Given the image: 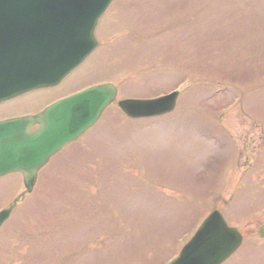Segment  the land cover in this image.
<instances>
[{
  "label": "rangeland",
  "instance_id": "rangeland-1",
  "mask_svg": "<svg viewBox=\"0 0 264 264\" xmlns=\"http://www.w3.org/2000/svg\"><path fill=\"white\" fill-rule=\"evenodd\" d=\"M94 34L52 90L111 82L117 96L23 198L20 175L0 179V209L16 199L0 264H165L213 209L243 236L223 264H264V0H112ZM173 89L161 117L116 105Z\"/></svg>",
  "mask_w": 264,
  "mask_h": 264
},
{
  "label": "water",
  "instance_id": "water-1",
  "mask_svg": "<svg viewBox=\"0 0 264 264\" xmlns=\"http://www.w3.org/2000/svg\"><path fill=\"white\" fill-rule=\"evenodd\" d=\"M109 2L110 0H0V49L7 48L9 38L13 40L17 36L8 32L9 27L19 28L21 25L37 42L43 37L46 46L39 67L32 66L21 55L18 58L19 68L9 72L10 78L19 77L23 87L27 88L57 83L96 46L93 29ZM59 21L64 22L67 29L65 37L60 26L57 27ZM2 76L5 79V75ZM114 95L115 89L111 85H98L51 106L46 113L54 120L50 123L54 128H42L33 135L38 142L35 147L29 146L32 152L13 161L17 155L8 153L10 142L7 141L0 147V175L10 171L21 172L24 186L29 192L37 169L45 163L48 156L90 126ZM175 96L173 93L151 100H122L118 105L130 117L158 115L173 108ZM22 120H17L11 126L19 127ZM7 136L10 141L11 135ZM23 136L20 133L16 138L22 140ZM1 138L3 143L7 140L3 135ZM7 215L8 210L0 213V224ZM263 228L264 226L261 229ZM239 243L240 236L236 230L228 227L221 215L213 211L171 264H219Z\"/></svg>",
  "mask_w": 264,
  "mask_h": 264
}]
</instances>
